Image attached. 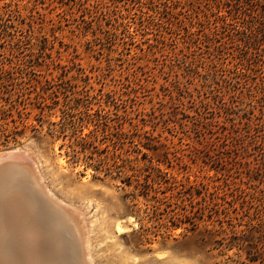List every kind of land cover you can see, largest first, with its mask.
Returning a JSON list of instances; mask_svg holds the SVG:
<instances>
[{
  "label": "rangeland",
  "instance_id": "obj_1",
  "mask_svg": "<svg viewBox=\"0 0 264 264\" xmlns=\"http://www.w3.org/2000/svg\"><path fill=\"white\" fill-rule=\"evenodd\" d=\"M11 150L71 262L264 264V0H0Z\"/></svg>",
  "mask_w": 264,
  "mask_h": 264
},
{
  "label": "bare ground",
  "instance_id": "obj_2",
  "mask_svg": "<svg viewBox=\"0 0 264 264\" xmlns=\"http://www.w3.org/2000/svg\"><path fill=\"white\" fill-rule=\"evenodd\" d=\"M35 171L28 165L24 167L21 161L0 163V264H87L86 260H78L74 255L72 257L75 260H68L72 255L71 251L69 252L71 245L67 242L62 224L70 221L73 230L75 228L78 232L80 226L77 224L76 228L74 213L71 215L70 212H65L68 206L65 211L62 209V201H57L59 197L53 200L55 196L47 190L43 185L44 181L42 182V178L40 179ZM46 195L48 200H51L49 202L54 201L58 208L56 212H53L56 209L51 210L57 215L58 224L47 218ZM52 208L55 207L52 205ZM77 235L79 237L80 234ZM83 237H80L81 245L80 240L77 241L80 247L85 242ZM84 248L85 246L83 250L86 251Z\"/></svg>",
  "mask_w": 264,
  "mask_h": 264
},
{
  "label": "water",
  "instance_id": "obj_3",
  "mask_svg": "<svg viewBox=\"0 0 264 264\" xmlns=\"http://www.w3.org/2000/svg\"><path fill=\"white\" fill-rule=\"evenodd\" d=\"M28 160V156L24 150H11L0 154V163L5 161L19 162Z\"/></svg>",
  "mask_w": 264,
  "mask_h": 264
}]
</instances>
